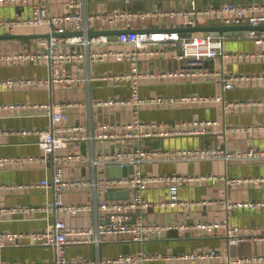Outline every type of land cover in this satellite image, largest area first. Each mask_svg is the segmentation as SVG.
<instances>
[{"label":"crops","instance_id":"obj_1","mask_svg":"<svg viewBox=\"0 0 264 264\" xmlns=\"http://www.w3.org/2000/svg\"><path fill=\"white\" fill-rule=\"evenodd\" d=\"M226 1L249 0H196L199 6L218 4ZM263 2L264 0H253ZM192 0H90L91 4H101L102 7L129 6L132 8H184L190 7ZM54 13L63 12L66 0H49L47 2ZM32 3L13 4L0 2V17H25L31 14ZM213 18H200V24H220ZM140 28L152 29L156 27L170 28L181 26V18L151 17L137 24ZM47 33L45 27L27 29L19 33ZM261 41H256L249 31L227 36L225 48L231 51L243 52V58L217 59L213 65L225 72H236L245 76L264 75V30L259 33ZM38 38L0 39V53L22 51L38 48ZM113 46H118L114 43ZM165 46V45H162ZM101 47V46H98ZM171 52L172 49L169 48ZM144 70H178L183 63L171 54L144 56L140 62ZM131 62L106 58L95 63L75 61L67 64L62 73L71 77L83 78L72 83L53 82L43 86H8L0 85V104L15 102H53L70 101L68 108L69 123L81 124L85 133L93 134V139L79 140L72 148L83 153L111 152L125 146H144L152 148L175 149L181 147H202L212 145L226 146L228 150L247 149L250 147L264 148V130L246 129L236 130L219 136L226 125L249 126L253 123L264 124V78L247 77L237 81L235 88L226 89L223 80L218 76L191 77V76H152L142 79L140 94L144 97L160 94L167 95H197L218 96L217 101L181 102L172 106H161L153 103L142 104L139 116L145 120L168 121L176 119L212 118L220 121L214 127L215 133L197 136H155L140 138L115 139L102 138L98 135L104 132L110 123H124L135 119V111L130 104L98 105L96 101L104 98H131L133 91L129 84L123 82L112 83L95 78L103 73L120 72L130 69ZM50 74V68L45 63L21 62L9 64L0 60V79L21 77H43ZM239 102L236 106L231 103ZM255 102V103H254ZM51 116L42 108L13 110L0 107V158L14 159L0 165V204L8 206H47L31 216L29 212L0 215V230L29 231L52 226L59 217L54 209L55 192L40 186H28L39 182L43 178H50L54 173L52 160L47 164L40 160L44 154L34 134H22L24 128L50 127ZM86 144L84 145V143ZM232 146L229 148V146ZM65 151V149L61 150ZM27 157V160H16ZM144 173H172L181 174H209L232 176L264 177V161L233 159H202L195 161L162 160L146 162L142 165ZM133 170L129 169L128 172ZM64 173L70 178H92L104 175L118 174L111 172L108 166L93 168L91 165L75 162L65 166ZM126 190V189H124ZM180 195L185 199L198 201L187 207H163L152 205L144 214L149 221L167 224L173 222H217L219 226L214 230L190 226L184 229H166L155 238L140 242L131 240L126 235L112 236L102 234L99 242L73 243L67 248L68 257L82 256L90 260H97L106 256L123 253L145 251L150 253L192 252L201 249H217L223 253L215 260H198L175 262L171 260L149 261L146 264H264V260L256 262L234 263L233 258L239 255L264 254V235L259 230L264 225V206L258 209L248 206L227 207L208 202L209 199H228L231 202L264 199V184L244 183L237 186L227 185L224 180L191 181L180 185ZM129 196V194H128ZM125 196L123 198H127ZM144 196L151 201H161L168 196V187L164 184L148 185ZM69 203H89L91 210L77 214L66 215L69 225L76 227H95L101 220V211L98 208L103 198L115 199L120 196H109L107 193H96L91 187L71 189L66 194ZM97 207L94 208V205ZM136 219L135 212L131 213V221ZM109 219H107L108 221ZM235 226L250 227L251 232L246 234L242 229L234 235L231 229ZM126 249H129L126 252ZM55 250L52 246L35 244L28 239L10 242L0 248V261L53 260ZM98 264V263H94Z\"/></svg>","mask_w":264,"mask_h":264},{"label":"built area","instance_id":"obj_2","mask_svg":"<svg viewBox=\"0 0 264 264\" xmlns=\"http://www.w3.org/2000/svg\"><path fill=\"white\" fill-rule=\"evenodd\" d=\"M90 0H66L63 12L54 13L47 2L49 0H0L13 4L32 3L31 14L25 17H0V32L26 31L45 27L49 36L38 38V48L13 52L0 53V60L12 64L16 61L39 62L49 65L50 74L43 77H21L0 79V85L8 86H43L53 82L72 83L83 78L64 75L62 69L71 62H79L83 59L95 63L106 58L128 60L131 67L128 70L96 75L95 78L107 80L112 83L123 82L131 86L133 94L131 98H104L98 99V105L106 104H130L135 111V119L124 123L107 124L102 138H140L155 136H197L215 133L214 127L220 123L212 118L176 119L168 121L145 120L139 116L142 104L153 103L161 106H172L181 102H207L217 101L218 96L197 95H167L160 94L144 97L140 94L142 79L146 77L180 76V77H220L226 89L235 88L238 80L247 77L264 78V75H242L236 72H225L224 69L213 67L217 59L243 58V52L231 51L225 48L224 34L214 35L202 31L184 35L178 30L156 27L152 29L140 28L138 22L151 17L181 18V26L200 24V18H213L226 24L249 23L252 25L264 24V3L249 1H226L218 4L199 6L196 0H192L190 7L165 8L155 7L132 8L129 6L103 7L96 10L89 8ZM130 2L132 0H124ZM122 28L117 34V39H111L109 34L101 33L89 36V30ZM141 29V30H139ZM70 30H81L84 34H63ZM46 33V32H44ZM260 32L251 29L249 34L260 42ZM117 43L118 46H113ZM165 45V46H162ZM101 46V47H98ZM169 48L172 51H169ZM171 54L175 59L183 63V68L178 70L150 71L140 67V60L144 56L158 54ZM264 55V53H262ZM239 102L231 103L236 106ZM255 103V102H254ZM264 104V101H260ZM70 101L53 102H15L0 104V107H8L13 110L44 108L51 116L52 126L24 128L22 134H34L38 137V143L44 154L38 160L47 164L50 160L54 163V173L50 178H43L28 186H40L53 189L55 192L54 209L59 216L55 223L43 229L29 231L0 230V248L10 242L28 239L35 244L52 246L55 250L53 260L30 261L12 260L0 261V264H146L149 261L171 260L185 262L188 260H215L222 257L223 253L217 249H201L192 252L150 253L138 251L135 253H123L106 256L97 260H90L82 256L68 257L67 248L73 243L99 242L102 234L112 236L126 235L131 240L144 242L155 238L166 229H184L190 226L202 227L214 230L219 226L217 222H193V223H159L144 218L145 212L152 205L163 207H187L198 201L185 199L180 195V185L191 181L224 180L226 184L237 186L244 183L264 184V177L232 176L226 173L221 175L209 174H181L177 172L144 173L142 165L146 162L173 160L195 161L202 159L220 158L225 161L233 159L262 160L264 161V148L250 147L247 149L228 150L226 146L212 145L202 147H181L175 149L152 148L144 146H125L111 152L83 153L74 150L72 145L83 139L92 138L93 134L85 133V127L81 124L69 123L68 108ZM259 129L264 130V124L253 123L249 126L226 125L219 136L236 130ZM1 133V131H0ZM221 137V136H220ZM65 149V151H61ZM21 157L16 160H27ZM14 159L0 158V165L7 164ZM80 162L99 166L133 167L132 172L126 174H112L92 178H70L64 173V164ZM164 184L168 187V196L161 201H151L144 196L148 185ZM6 185L0 184V188ZM91 187L96 193H107L113 190H129L127 198H103L98 205L101 220L95 227H76L69 225L65 216L77 214L81 211L91 210L89 203H69L66 198L68 190ZM1 202V201H0ZM208 202L226 205L227 207L248 206L255 209L264 206V199L231 202L228 199H209ZM97 204L94 205V208ZM47 206H1L0 215L29 212L31 216L40 211H45ZM135 212L136 219L131 221V213ZM107 219H109L107 221ZM246 234L251 232L250 227L241 228L235 226L231 229L234 235L241 230ZM264 235V225L259 228ZM264 260L261 255H239L233 258L234 263L256 262Z\"/></svg>","mask_w":264,"mask_h":264},{"label":"water","instance_id":"obj_3","mask_svg":"<svg viewBox=\"0 0 264 264\" xmlns=\"http://www.w3.org/2000/svg\"><path fill=\"white\" fill-rule=\"evenodd\" d=\"M178 30L184 35H190L193 32L197 31H202L204 33H211L214 35L218 34H224L226 36L238 34V33H243L246 31H250L251 29H255L257 32H261L264 30V24L260 25H252L249 23H242V24H226V23H220V24H196V25H190V26H177V27H171V30ZM124 29L122 28H113V29H99V30H89L88 35H96V34H109L111 39H117V34L122 32ZM141 30V29H139ZM65 34H84L83 31L81 30H70L67 31ZM49 33H15V32H0V39H14V38H31V37H42V36H49ZM86 142L84 143V145ZM111 172H116L119 175L126 174L129 169L133 170L132 166L121 168V167H108ZM129 190H113L109 191L108 195L109 196H120V197H125L128 196ZM129 249H126V252H128Z\"/></svg>","mask_w":264,"mask_h":264},{"label":"rangeland","instance_id":"obj_4","mask_svg":"<svg viewBox=\"0 0 264 264\" xmlns=\"http://www.w3.org/2000/svg\"><path fill=\"white\" fill-rule=\"evenodd\" d=\"M100 7H102L101 4H91V5H90V9H91V10H96V9H98V8H100ZM14 39H16V38H14ZM231 147H232V146L230 145L229 148H231Z\"/></svg>","mask_w":264,"mask_h":264}]
</instances>
